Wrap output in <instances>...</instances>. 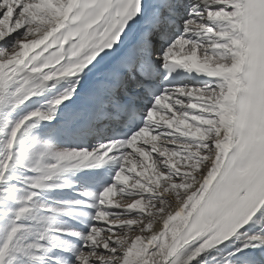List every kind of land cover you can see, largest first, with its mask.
I'll return each instance as SVG.
<instances>
[{
  "label": "snow or ice",
  "instance_id": "snow-or-ice-1",
  "mask_svg": "<svg viewBox=\"0 0 264 264\" xmlns=\"http://www.w3.org/2000/svg\"><path fill=\"white\" fill-rule=\"evenodd\" d=\"M0 264H264V0H0Z\"/></svg>",
  "mask_w": 264,
  "mask_h": 264
}]
</instances>
